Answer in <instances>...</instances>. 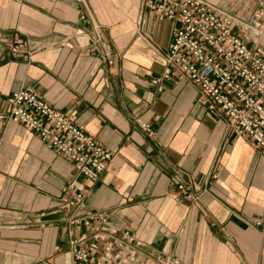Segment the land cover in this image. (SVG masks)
Returning a JSON list of instances; mask_svg holds the SVG:
<instances>
[{"label":"crops","instance_id":"0c3cea01","mask_svg":"<svg viewBox=\"0 0 264 264\" xmlns=\"http://www.w3.org/2000/svg\"><path fill=\"white\" fill-rule=\"evenodd\" d=\"M207 1L248 14L245 0ZM171 38L172 23L142 0H0V113L12 92L33 90L112 154L91 185L36 135L0 123V264H73L69 236L94 235L65 222L59 197L72 180L85 192L80 215L101 212L129 231L135 264H157V253L181 264H264V153L207 112L196 86H148ZM253 43L264 50V38ZM173 171L186 173L196 201L171 185Z\"/></svg>","mask_w":264,"mask_h":264},{"label":"built area","instance_id":"2783aa9c","mask_svg":"<svg viewBox=\"0 0 264 264\" xmlns=\"http://www.w3.org/2000/svg\"><path fill=\"white\" fill-rule=\"evenodd\" d=\"M143 8L159 21L172 23V38L163 55L164 67L150 78L148 86L161 94L165 84L185 80L198 88L197 100L207 112L228 119L237 137L253 142L264 153V50L248 47L249 37L264 38V0H253L247 19L226 13L207 0H142ZM81 20L85 18L79 17ZM103 60L111 63L110 51L100 38ZM21 45L12 47L18 53ZM10 108L0 113V123L20 125L39 138L51 151L68 161L76 175L94 185L112 161V154L81 127L55 111L30 89L12 92ZM140 128L151 134L144 124ZM170 183L181 197L196 201L195 188L184 172L173 171ZM59 204L70 226L89 229L94 239L88 243L70 235L67 247L73 264H104L117 259L135 264V246L129 231L110 225L101 212L83 211L85 192L75 180L61 189ZM138 246V245H137ZM157 264H181L165 253L155 255Z\"/></svg>","mask_w":264,"mask_h":264},{"label":"rangeland","instance_id":"374dc122","mask_svg":"<svg viewBox=\"0 0 264 264\" xmlns=\"http://www.w3.org/2000/svg\"><path fill=\"white\" fill-rule=\"evenodd\" d=\"M245 2L247 3L246 5H248V2H249V9H248V11H247V15L246 16H241V15H239L238 13H236V11H234V13H230V12H227V11H225L226 13H228V14H230V15H232V16H236V17H239V18H241V19H247L248 18V16H249V12H250V10H251V8L253 7V5H254V2H253V0H245ZM251 6V7H250Z\"/></svg>","mask_w":264,"mask_h":264}]
</instances>
